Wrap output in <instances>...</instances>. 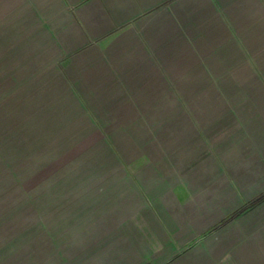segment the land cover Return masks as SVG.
I'll return each mask as SVG.
<instances>
[{
    "label": "rangeland",
    "instance_id": "obj_1",
    "mask_svg": "<svg viewBox=\"0 0 264 264\" xmlns=\"http://www.w3.org/2000/svg\"><path fill=\"white\" fill-rule=\"evenodd\" d=\"M23 4L0 0V264H264V127L188 136V103L154 128L90 118L10 71L40 47Z\"/></svg>",
    "mask_w": 264,
    "mask_h": 264
},
{
    "label": "crops",
    "instance_id": "obj_2",
    "mask_svg": "<svg viewBox=\"0 0 264 264\" xmlns=\"http://www.w3.org/2000/svg\"><path fill=\"white\" fill-rule=\"evenodd\" d=\"M23 2L15 22L40 47L10 48V71L41 72L36 86L88 105L90 118L154 128L188 103V136L264 127V0ZM199 145L188 151L209 149Z\"/></svg>",
    "mask_w": 264,
    "mask_h": 264
},
{
    "label": "trees",
    "instance_id": "obj_3",
    "mask_svg": "<svg viewBox=\"0 0 264 264\" xmlns=\"http://www.w3.org/2000/svg\"><path fill=\"white\" fill-rule=\"evenodd\" d=\"M262 195H264V192L260 196H262Z\"/></svg>",
    "mask_w": 264,
    "mask_h": 264
}]
</instances>
